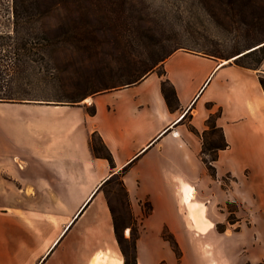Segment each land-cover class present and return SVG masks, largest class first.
<instances>
[{
    "label": "crops",
    "instance_id": "1",
    "mask_svg": "<svg viewBox=\"0 0 264 264\" xmlns=\"http://www.w3.org/2000/svg\"><path fill=\"white\" fill-rule=\"evenodd\" d=\"M225 61L178 49L159 66L163 75L156 69L136 84L88 96L84 104L95 105L94 115L85 106L0 102V209L7 203L2 195L9 193L8 171L17 162L22 169H38L40 178L47 171L58 172V178L70 176L64 172L80 175V184L68 191L80 196L75 214L93 191L131 162L123 179L140 225L138 264H239L232 262L228 245L235 240L243 242L249 261L264 264V223L259 220L264 215V57L257 68ZM165 78L177 92L173 109L162 93ZM212 115L229 143L219 151L215 176L201 158L202 137L191 129L202 133ZM94 132L112 152L114 167L94 157L89 144ZM227 178L232 183L224 186ZM99 195L84 205L69 230L71 223L64 226L39 264H68L60 258L61 242ZM195 200L204 205L200 217H194L185 202ZM141 201L150 202L149 212L142 210ZM230 204L236 208L229 213H238L235 222L249 216L234 233L229 228L219 231L222 218L214 215ZM100 220L96 226L104 235L76 237L98 244V249H111L125 262L112 222L105 218L103 226ZM8 226L0 212V264H26L23 244L10 250ZM165 229L180 254L164 238Z\"/></svg>",
    "mask_w": 264,
    "mask_h": 264
},
{
    "label": "rangeland",
    "instance_id": "2",
    "mask_svg": "<svg viewBox=\"0 0 264 264\" xmlns=\"http://www.w3.org/2000/svg\"><path fill=\"white\" fill-rule=\"evenodd\" d=\"M29 1L31 0H19L21 5ZM39 1L42 2L41 9H44L54 0ZM98 1L100 6L95 13H69L63 9L53 12L54 18L71 16L76 20L80 19L82 23H88L89 29L97 34L100 41L97 51L88 53L76 49L69 42L60 46L51 45L45 51L48 63L40 64L36 72L31 73L29 86L11 90L2 86L0 94L25 95L34 98L31 102L35 103L85 106V111L90 114L93 104H84L85 97L113 86L121 87L138 77L148 75L150 67L158 64L168 52L178 46L215 52L222 56L221 61L234 60L248 65L257 64L262 56V51H257L234 59L235 55L248 52L264 42V31H257L251 25L259 20L264 26V0H252L250 3L248 0ZM11 5L12 0H0V12L11 11ZM5 53V50H0V57ZM206 138L208 142H221L218 130L211 129ZM93 142L101 152H105L97 136ZM58 174L47 171L40 178L38 169H22L18 162L8 171L9 193L2 195L7 203L0 212L8 220L10 250L23 244L26 264H39L42 256L79 208L80 203L77 206L76 203L80 196L68 191L75 190L76 183L80 184L82 177L76 176L75 172L62 173L70 174L65 178H58ZM122 179L123 174L119 173L102 187L99 197L79 223L74 225L66 239H63L60 257L63 262L67 260L68 264H90V258L98 249V244L79 242L76 236L104 235L103 228L96 224L101 219V224L105 226L107 218L113 224L118 246L122 253L123 250L127 253L126 264H133L132 243L137 234V226L132 224L127 197L121 185ZM231 183L232 180L227 178L223 185ZM130 201L132 205L131 197ZM185 202L194 217L202 216L203 204L196 200L192 203ZM149 204V201L140 202L144 212L148 210ZM224 208L214 211L215 217L222 218L219 224L221 230L229 228V232L234 233L240 229L241 224L249 222V216H244L241 223L235 222L238 213H229L236 208L235 205H224ZM222 211L226 213L225 217L221 216ZM114 218L118 223L117 233ZM259 220L263 224L264 215ZM82 224L86 226L81 227ZM138 227L140 230V225ZM228 245L233 256L232 262H251L243 251L242 241H229ZM118 257L124 264V258Z\"/></svg>",
    "mask_w": 264,
    "mask_h": 264
},
{
    "label": "trees",
    "instance_id": "3",
    "mask_svg": "<svg viewBox=\"0 0 264 264\" xmlns=\"http://www.w3.org/2000/svg\"><path fill=\"white\" fill-rule=\"evenodd\" d=\"M252 2V0H248V3ZM41 1L39 0H31L27 4L21 5L19 0H12L11 11L0 12V50H5L6 53L0 57V87H5L6 89H15L16 87H27L31 84L32 72H36V69L40 64L48 63V57L46 54V50L51 45H62L64 43H71L73 47L79 50H83L86 52L97 51L99 46V39L97 34L94 31L89 29L88 23H82L79 20L72 18L71 16H67V18H54L53 12L58 11L59 9H63L66 12H74L79 13L81 11H86L90 13H95L99 9L100 3L98 0H54L53 3L46 9H41ZM53 18L55 19L53 21ZM251 25H254V29L257 31H264V26L261 24L259 20ZM264 37V36H263ZM258 47L248 51L242 56L236 58L239 59L243 56L249 55L251 53L262 51V56L259 59L258 63L255 65H248L245 63L237 62L239 65L249 68H257L261 63L264 57V42L257 45ZM178 49H186L184 46H178L168 52L158 64L150 67L148 69V74L155 71L162 63L165 61L167 57H169L174 51ZM189 50V49H186ZM191 51L203 53L209 56L221 58L220 54L215 52L194 50ZM50 60V59H49ZM41 66V65H40ZM160 68V67H159ZM158 73L163 75V71L158 69ZM147 76V75H146ZM146 76L138 77L125 85L113 86L104 90H100L97 92L109 91L112 89H119L124 86H129L140 82ZM261 84L264 87V78H260ZM162 93L164 98L170 109H173L175 105L178 104V96L174 85L168 78L162 80L161 83ZM96 92V93H97ZM88 97V96H87ZM85 97L84 99H86ZM34 98L27 97L25 95H17L12 93L0 94V102H24V101H32ZM96 113V107L93 105V110L91 111V115ZM192 131L198 133L203 140L202 150H201V158L203 162L206 164L210 175H216V167L215 162L218 160L219 151L222 149H226L229 146L227 142L224 132L221 127L217 126L216 116L212 115L207 120V129L202 133L198 132L194 127L191 128ZM218 130L221 135L220 143H213L212 141H207L206 135L210 130ZM97 136L102 144V148L105 152H101V149L94 145V137ZM90 148L94 155L99 158H104L109 161L112 167L115 166L114 157L112 152L109 150L104 140L100 136L98 132H94L90 136L89 140ZM131 162L126 165L122 169V174L128 169V166ZM115 175L113 174L110 178H108L103 184L99 187L98 192L102 189V187L107 184ZM121 185L124 189L125 195L127 197V205L131 215L132 224L137 226V234L133 240V264L137 263L136 256V242L139 237V223L137 218L135 217L132 205L130 201V195L128 188L125 184V181L121 180ZM151 210V204H149L148 210ZM233 211V210H232ZM232 219H229L230 222ZM114 226L115 231L117 233L118 223L114 218ZM219 231H224L219 228V224L217 226ZM163 236L165 239L169 240L176 251V253L180 254V247L175 240L174 236L165 229L163 231ZM123 254L125 257L124 264L127 263V253L123 250ZM246 264H263L259 263H251L247 262Z\"/></svg>",
    "mask_w": 264,
    "mask_h": 264
},
{
    "label": "bare ground",
    "instance_id": "4",
    "mask_svg": "<svg viewBox=\"0 0 264 264\" xmlns=\"http://www.w3.org/2000/svg\"><path fill=\"white\" fill-rule=\"evenodd\" d=\"M236 57V56H235ZM234 57V58H235ZM228 62V60H226L224 63ZM84 101H86V99H84ZM98 190L99 188L94 192H92L89 197L91 196V198L89 199L88 203L85 205L84 208H87L88 205L91 203V201L93 200V198L97 195L98 193ZM88 197V198H89ZM87 198V200H88ZM82 214V212L80 213V215ZM76 215V214H75ZM71 222V220L66 224V225H69L70 223V227L68 228V230L72 227V225L75 223V221L79 218V216ZM65 229V227H64ZM129 230V229H128ZM127 230V232H128ZM65 236V234L61 237L60 240H62V238ZM58 239V238H57ZM56 239V240H57ZM55 240V241H56ZM60 241H58L54 247L59 243ZM55 243V242H54ZM123 263V260L118 257L116 254L113 253V251L111 249H98L97 251H95L93 254H92V257L90 258V264H122Z\"/></svg>",
    "mask_w": 264,
    "mask_h": 264
},
{
    "label": "water",
    "instance_id": "5",
    "mask_svg": "<svg viewBox=\"0 0 264 264\" xmlns=\"http://www.w3.org/2000/svg\"><path fill=\"white\" fill-rule=\"evenodd\" d=\"M256 47H258L257 45L256 46H254V48H256ZM253 48V49H254ZM252 50V49H251ZM250 51V50H249ZM245 53H247V52H242V53H239V54H237V55H235L236 57L234 58V59H236V58H238V57H240V56H242L243 54H245ZM87 203V202H86ZM85 203V204H86ZM84 204V205H85ZM84 205L82 206V208L79 210V212L76 214V216L75 217H77L80 213H81V211H82V209H83V207H84ZM75 219V218H74Z\"/></svg>",
    "mask_w": 264,
    "mask_h": 264
}]
</instances>
